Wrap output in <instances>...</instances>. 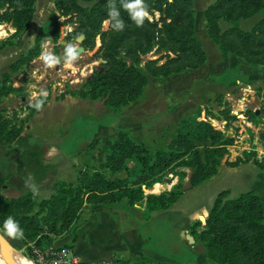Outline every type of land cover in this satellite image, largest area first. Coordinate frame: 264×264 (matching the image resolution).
<instances>
[{
  "label": "trees",
  "instance_id": "obj_1",
  "mask_svg": "<svg viewBox=\"0 0 264 264\" xmlns=\"http://www.w3.org/2000/svg\"><path fill=\"white\" fill-rule=\"evenodd\" d=\"M36 1L0 0V25L14 29L0 41V50L14 46L30 27ZM121 2L115 0L118 16L110 23L107 22L109 0H54V12L38 30L32 46L2 74L0 104L9 96L26 98L24 86H13V76L41 55L46 41L57 49L61 45V28L68 24L75 27L67 38L82 34L81 45L86 51H93L99 39L95 57L100 64L78 88L66 85L59 99L70 96L80 101H101L106 109L121 112L141 98L151 79H166L198 70L206 63V53L195 31L193 0H144L151 19L146 18L142 26L131 20ZM257 15L259 19L249 30L239 28L241 20ZM203 18L206 35L223 59L235 57L250 68L264 70V0H215L203 11ZM221 21L228 24L224 31L220 28ZM105 22L108 26L103 30ZM118 22H122L123 27L115 29ZM150 54L158 58L144 60ZM42 101L41 105L45 106L48 97L40 98ZM217 101L220 107L217 116L209 113L206 119L200 120L199 110L181 119L174 126L169 143L159 149L151 150L144 143L133 141L126 130H119L113 140L90 142L75 180H55L48 198H39L31 191L11 198L0 194L1 233L15 238L30 253V245L46 250L52 248L55 240L67 235H73L75 242L82 210L88 206L108 207L121 203L132 207L140 203L145 220L155 212L169 210L183 195L182 182L187 174H176L179 181L168 192L147 194L149 188L161 183L174 168L189 170L190 187H198L218 174L228 147L234 143L232 137L211 124V120L222 121L227 129L237 119L221 97ZM26 109L31 110V114L35 111V107L26 106ZM31 114L20 119L16 111L10 116L6 109H0L2 145L8 152H18L19 174L10 176L6 185L17 190L25 188L26 180L29 186L44 185L57 173V163L43 159L41 145L27 142L22 135L23 125ZM245 117L255 124L264 118V109H260L258 115L247 109ZM250 162L264 169V162L257 161L253 153H244L234 162L226 161V165L234 168ZM9 216L23 230L22 236L11 235L6 229L5 221ZM188 230L213 264H264V206L253 191L232 199H227L226 191L220 192L204 222L196 221ZM110 261L154 264L141 254L133 260L114 258Z\"/></svg>",
  "mask_w": 264,
  "mask_h": 264
},
{
  "label": "rangeland",
  "instance_id": "obj_2",
  "mask_svg": "<svg viewBox=\"0 0 264 264\" xmlns=\"http://www.w3.org/2000/svg\"><path fill=\"white\" fill-rule=\"evenodd\" d=\"M214 1L193 0L195 31L206 53V63L198 70L177 74L166 79H151L141 98L121 112H113L106 109L101 101H80L70 96L59 99V96L65 91L66 85L72 89L78 88L86 78L93 75V71L100 64V61L95 57V52L100 44L99 39H96V46L93 51L84 50L75 38H67L68 33L75 27L72 24L61 28V45L57 49L52 48L48 41L43 45L42 52L51 51L54 53L60 60V64L47 67L39 59V56L12 78L14 87L24 86L26 88V98L20 99L15 96H9L0 104V109H6L10 116L16 111L20 119H24L31 114V110H27L26 106L33 107L35 104H41L40 98L44 97V92H47V104L45 106L41 105L39 109L35 108V111L32 112L23 125L22 135L27 142L41 145L42 150L44 147L46 149L53 148L56 152L55 156L51 160L46 161L57 163L55 179L71 182L76 178L79 169L78 165L84 158L83 153L90 142L95 140H113L119 130H126L133 141L144 143L151 150L159 149L169 143L174 133V126L181 119L189 117L199 110L200 120L206 119V114L209 113L217 116L220 110L217 99L221 97V101L228 104L231 115L236 116L237 119L227 129L222 121L211 120V124L217 130L234 139L233 145L228 147V154L221 164L226 165V161L234 162L242 157L244 153H251L245 149L243 150L249 140L252 144H262L264 142V138L261 140V135H264V118L256 121L250 127L245 124L247 123L245 116H241V112L245 109L258 112L260 109H264V84L254 86L255 83H249L251 85L245 86L250 91L249 97H244V90H241L244 84H238V82L236 85L232 84L236 78L244 79L246 71L250 70V67L235 57L223 59L216 45L206 35L203 11ZM52 12H54V0L36 1L30 28L24 32L21 43L18 42L19 45L13 49H4L15 53L9 61L13 60L29 46H32L34 40L32 37L34 36L33 38H35L37 31L44 27L49 14ZM258 19L259 16L257 15L247 20H241L238 26L243 30H249ZM107 26L108 23L105 22L103 30H106ZM220 28L224 31L228 28V24L221 21ZM69 43L77 47L78 53V59L71 61L70 64L69 58L64 53L65 47ZM79 47H82L83 51L78 52ZM149 58L154 60L158 56L150 54L144 57V60ZM232 60L236 61V63H234L233 67H230ZM256 74L264 75V72L260 70ZM180 172H185L187 177L182 182L183 195L171 207V211L176 215L188 214L202 204L212 205L216 198L215 196L218 194L217 192L222 190L224 186L223 181L225 179L223 180V178L227 176L224 169L221 168V172L216 176L219 179L216 180L215 184H212L213 182H205L196 188H191L188 183L190 171L174 168L165 177L171 180V184H165L163 180L161 183H154L147 191V194L159 195L162 192L170 191L179 181V176L176 174ZM235 178L236 180L240 179L239 177ZM243 182L250 185L252 183L248 178H243ZM226 184L231 188L227 194V199L237 197L244 192L246 186L242 182H236L233 175L226 178ZM35 188L37 190L36 195L39 198L49 197V193L44 194V188H39L38 185H35ZM48 188H51L52 192V185L49 187L47 184L45 189L48 191ZM18 195L20 196L19 192H16L15 194L7 195V198L17 197ZM93 207L88 206L82 210L78 227L88 220ZM141 207L142 205L137 203L128 208L130 211L137 213ZM164 213L166 212H158L156 219L153 218L154 220L148 224L152 229V247L162 254L170 257L176 256L180 260L185 261L190 256V252L178 250L176 241L171 234L176 231V228L172 223L167 224L168 227H166L167 221H164L166 218L162 219L165 215ZM202 221H204V218ZM0 235L10 244L11 248L18 252V255L23 254L35 263V259L30 255L31 252L29 253L25 246L6 233H0ZM187 235L191 236L190 231H188ZM1 236L0 238H2ZM185 244L190 248L203 250L202 246L195 240L193 243H189L186 239ZM31 247L33 246L30 245ZM25 262L31 264L27 260ZM208 264L212 263L208 262Z\"/></svg>",
  "mask_w": 264,
  "mask_h": 264
},
{
  "label": "crops",
  "instance_id": "obj_3",
  "mask_svg": "<svg viewBox=\"0 0 264 264\" xmlns=\"http://www.w3.org/2000/svg\"><path fill=\"white\" fill-rule=\"evenodd\" d=\"M26 30L24 32H26ZM13 32L14 29L10 25L3 24V26H0V41L7 38ZM24 32L16 40L14 46L6 48L13 49L19 45L18 42L21 43ZM33 37L32 39H34ZM4 49L0 50V82L2 74L8 71L11 63H13L20 54L27 50L26 49L21 53L19 52L20 54H18L13 60L9 61V59L12 57V55H15V53L11 52V50L9 51ZM234 63H236V61L232 60L231 65L229 66L233 67L235 65ZM259 71L260 70L250 68V70L248 69V71H246L244 79L236 78L233 82L235 84H237V82L238 84H244L241 88V90H244V97L250 96V91H248L249 89L245 87L251 85L249 83H255L254 86H261V84H264V75L256 74V72ZM262 71L264 72V70H261V72ZM247 92L248 94H246ZM245 112H241V116H245ZM245 119L247 120V123L245 124L251 127L253 123L248 122L246 117ZM55 154L56 152L53 148H47L43 159L51 160ZM17 161L18 152L6 151L0 139V194L3 197L7 198V195H12L16 192H19V194L22 195L23 193L31 190L26 187L22 188L21 190H17L15 187L6 185V181L10 176L19 174L17 170ZM221 168L224 169L225 175L227 176L223 178V180L225 179V181H223L224 186L222 190L217 192L218 194L223 191H226L227 194L229 193L231 188L227 186L226 178L230 175H233L236 182H242L244 185H246L244 192L253 191L261 199L264 206V169H258L252 162L234 168L221 164L218 173L221 172ZM216 176L207 182H213L212 184H215V182H217L216 180L219 179L216 178ZM235 177H239L240 179L236 180ZM243 178H248L251 180L252 186L246 182L244 183ZM55 180L57 179L54 177L44 185L38 186L39 188H44V194L49 193L51 195V188H48L47 191L45 187L47 184L49 187H51ZM211 206V204L207 203L202 204L201 206L196 207L192 212L183 215H176L173 211H171L170 208L168 211H165L166 213H164L165 215L162 217V219L166 218L164 219V221H167L166 227H168L167 224L169 225V223H172L176 228V231L171 234L176 241V247L178 250H181V252H190V256L185 261L180 260L176 256L170 257L168 255L162 254L152 247V229L148 224L156 219V214L158 212L153 213L150 219L145 220L141 214L143 211V206L139 208V212L134 213L130 211V209L124 204L119 203L110 205L108 207L94 206L88 220L83 222L76 230L75 242H73V235H67L62 239L55 240L52 248L57 249L71 246L69 250L71 251L72 255L78 257L81 263L88 264H97L100 261H106L108 259L111 260L114 258L120 260H133L139 254L151 259L156 264H208L209 260L207 259L204 251L196 250L186 246L185 241L189 231L188 225H191L196 221L203 223L204 221L202 220L203 218L204 220L206 219Z\"/></svg>",
  "mask_w": 264,
  "mask_h": 264
},
{
  "label": "clouds",
  "instance_id": "obj_4",
  "mask_svg": "<svg viewBox=\"0 0 264 264\" xmlns=\"http://www.w3.org/2000/svg\"><path fill=\"white\" fill-rule=\"evenodd\" d=\"M121 7L129 13L131 20L137 26H142L146 18L149 20L151 19V17L149 16V12H148V6L144 3V0H133V2L131 3H124L122 0ZM108 9H109L108 11L109 21L107 22L111 23V21L118 16V12L116 11V8H115V0H109ZM122 27H123L122 22H118L115 25V29H120ZM75 39L77 41L81 40L82 34L77 35ZM64 53L69 58V64L71 61H75L78 59L77 47L72 43H69L65 47ZM39 59L43 61V63L47 67H53L57 64H60V60L51 51L42 52ZM43 96L47 97V92H44ZM41 103H43V101ZM33 107H35L36 109H39L41 107V104L40 103L35 104L33 105ZM25 187L31 189L32 192L36 194L37 190L35 186L30 187L27 180L25 181ZM5 227L6 229L9 230V233L11 235H16V234H19L20 236L23 235V230L19 228V225L15 222V220L11 216H9L7 220L5 221Z\"/></svg>",
  "mask_w": 264,
  "mask_h": 264
},
{
  "label": "built area",
  "instance_id": "obj_5",
  "mask_svg": "<svg viewBox=\"0 0 264 264\" xmlns=\"http://www.w3.org/2000/svg\"><path fill=\"white\" fill-rule=\"evenodd\" d=\"M258 139V137H257ZM259 140V139H258ZM234 147V146H233ZM254 154V158L259 162H264V142L262 144L253 143L249 140L246 148L243 150ZM232 151V150H231ZM31 256L35 259L36 264H80L81 261L78 257L73 256L68 248H48L39 250L38 248L31 247ZM97 264H115L110 260L102 261Z\"/></svg>",
  "mask_w": 264,
  "mask_h": 264
},
{
  "label": "water",
  "instance_id": "obj_6",
  "mask_svg": "<svg viewBox=\"0 0 264 264\" xmlns=\"http://www.w3.org/2000/svg\"><path fill=\"white\" fill-rule=\"evenodd\" d=\"M82 41H83V36H82V39L81 40L77 41V43L81 44ZM99 46H100V44H99ZM80 51H83V48L82 47H79L78 48V52H80ZM246 110L247 109H245L244 112ZM256 114L258 115V112H256ZM263 138H264V135H261V140H263ZM43 151L45 153L47 151V149L44 147L43 148ZM163 181H164L165 184H171V180L168 179V178L163 179ZM0 233H1V231H0ZM187 239H188V241L190 243H193L194 242L193 238L190 235L187 236ZM7 245H10V244L3 237L0 238V247H1V249H0V259L1 260H4V261H12V264H19V263L16 262V257H21V258L26 259L27 261L35 264L34 262H32L31 260H29L28 258H26L23 254L18 255V252H16L14 248H12V250L6 248Z\"/></svg>",
  "mask_w": 264,
  "mask_h": 264
},
{
  "label": "bare ground",
  "instance_id": "obj_7",
  "mask_svg": "<svg viewBox=\"0 0 264 264\" xmlns=\"http://www.w3.org/2000/svg\"><path fill=\"white\" fill-rule=\"evenodd\" d=\"M6 248L12 250V248L10 247V245H7ZM0 249H1V247H0ZM16 262L19 263V264H28V263L25 262V260H23V259H21L19 257H16ZM0 264H12V261H4V260H1L0 259ZM31 264H33V263H31Z\"/></svg>",
  "mask_w": 264,
  "mask_h": 264
}]
</instances>
